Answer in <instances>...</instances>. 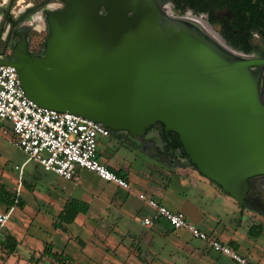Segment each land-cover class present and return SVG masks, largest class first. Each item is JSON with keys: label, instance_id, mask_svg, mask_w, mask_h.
Here are the masks:
<instances>
[{"label": "water", "instance_id": "1", "mask_svg": "<svg viewBox=\"0 0 264 264\" xmlns=\"http://www.w3.org/2000/svg\"><path fill=\"white\" fill-rule=\"evenodd\" d=\"M59 1L64 8L46 14L43 54L28 50L31 19L18 28L10 61H0L15 70L26 98L130 144L161 124L178 136L193 170L264 216V201L251 197L264 176V60L219 39L222 48L173 18L164 0ZM147 145L149 158L169 163Z\"/></svg>", "mask_w": 264, "mask_h": 264}, {"label": "rangeland", "instance_id": "2", "mask_svg": "<svg viewBox=\"0 0 264 264\" xmlns=\"http://www.w3.org/2000/svg\"><path fill=\"white\" fill-rule=\"evenodd\" d=\"M44 1L16 0L9 13L15 19ZM8 4L9 0H0L1 8H7ZM48 4L56 8L61 2L49 0ZM35 16L37 14L32 19ZM42 19L43 26L45 19ZM1 23L2 17L0 26ZM29 32L30 47L33 51H38L45 32L32 28ZM98 152L101 161L108 162L113 170L125 169L129 183L135 188L140 187V184L151 186L158 183L162 186L160 192L168 198V206L174 208L184 205L188 220L199 212L209 227L224 228V234L233 237L241 247L255 246L264 254V224L258 238L248 235L250 226L259 224L254 217L257 214L241 211L238 204L191 167L187 168L194 172L189 176L174 175L172 172L176 169L166 168L126 142L112 137L98 139ZM26 159L27 156L13 146L10 132L0 134V185L25 204L22 210L14 209L9 221L0 230V238L10 235L17 242L15 252L9 257L0 250L3 264H50L51 260L43 257L46 244L51 245L54 252L70 258L71 264H204L202 258L196 259L188 251L173 245L172 238L179 235L180 241L192 247L193 251L209 255V251L203 250L205 244L192 239L188 233L175 231L177 234H174L163 221L154 228L142 227L140 220L146 214L135 215L134 209L137 205H144L135 198L128 201L133 209L126 206L122 208L119 202L123 200L120 193L122 191L97 179L91 185L102 192L99 200L103 204L98 207V202L92 200V193L83 191L91 188L85 182L86 177L91 176L86 171H82L78 183L67 182L56 175L45 173L33 163L27 164L20 175L16 167L19 168ZM105 166L109 167L107 164ZM198 180H202L207 186ZM57 189L69 193L68 195L73 193L74 198L90 205L87 215L78 216L71 225L66 226V232L54 229L63 199L56 197L54 191ZM86 203L84 204L88 206ZM5 209L0 204V211ZM151 214L150 211L149 215ZM203 229L208 231L207 228Z\"/></svg>", "mask_w": 264, "mask_h": 264}, {"label": "built area", "instance_id": "3", "mask_svg": "<svg viewBox=\"0 0 264 264\" xmlns=\"http://www.w3.org/2000/svg\"><path fill=\"white\" fill-rule=\"evenodd\" d=\"M63 4L51 10H60ZM0 61L3 62L2 56ZM10 132L13 146L22 151L26 161L16 170L23 174L27 164L39 166L45 173L56 175L67 182H75L81 171L93 174L98 180L130 192L127 180L117 176L99 158L98 139L109 138L103 126L70 114L38 107L29 101L15 70L0 65V134ZM137 200L153 215L141 220V226L151 228L155 222H165L173 231H184L194 240L204 243L219 256L234 264H252L236 250L190 224L179 212H173L154 199L137 194ZM18 196H16L17 203ZM14 208L0 212V230L9 221ZM0 264H3L0 260Z\"/></svg>", "mask_w": 264, "mask_h": 264}, {"label": "flooded vegetation", "instance_id": "4", "mask_svg": "<svg viewBox=\"0 0 264 264\" xmlns=\"http://www.w3.org/2000/svg\"><path fill=\"white\" fill-rule=\"evenodd\" d=\"M166 7L169 8V12L173 18H184L190 16L198 18L209 27L212 33H214L218 39H221L227 46V42L233 43L237 46L243 45V41L247 40L249 45L256 51L244 54L253 59L264 60V0H164ZM49 4L40 12L31 15L27 20L20 22L16 28H11L9 23L4 25V32L1 36V42L6 45L4 55L11 59L13 55L14 46L19 42L17 36V30L23 23H27L34 15L33 22L42 21L45 19V25H32V30L44 31V39L42 40L38 51L31 49V32L27 33L28 50L33 56L40 57L45 49V43L49 36L48 26L46 24V14L48 12H56L59 10H51L47 8ZM64 8V6H63ZM61 8V9H63ZM232 8V9H230ZM1 13L2 22L6 18L7 8H3ZM60 9V10H61ZM26 12V11H25ZM23 12L22 14H24ZM20 14L17 18H13L15 21L20 18ZM43 16V17H42ZM188 17V18H190ZM202 24V23H201ZM203 25V24H202ZM203 25V26H205ZM207 28L206 26L204 27ZM208 29V28H207ZM206 29V30H207ZM13 30V31H12ZM208 31V30H207ZM13 32V35H11ZM231 48V47H230ZM236 51V50H235ZM1 56V55H0ZM3 60L4 57L2 56ZM10 61V60H9ZM147 134L149 138H145L143 142L134 141L132 144L125 141L124 135L120 136L119 141L126 142L136 151L148 156L151 153L148 148V143L153 144L156 148H159L160 154L166 155L169 163H161L158 158H152V160L161 163L166 168L177 169L178 166L187 167L189 162L185 156L182 147H176L173 145L171 137H175L174 133L165 132L163 125L157 124L151 128ZM114 135V134H113ZM157 135L160 137V141L157 139ZM111 138V134L109 135ZM115 138V135H114ZM180 152V153H179ZM151 159V158H150ZM255 186L251 189V197L255 200L264 201V176L255 178ZM262 216V215H261ZM264 217V216H263Z\"/></svg>", "mask_w": 264, "mask_h": 264}, {"label": "crops", "instance_id": "5", "mask_svg": "<svg viewBox=\"0 0 264 264\" xmlns=\"http://www.w3.org/2000/svg\"><path fill=\"white\" fill-rule=\"evenodd\" d=\"M102 162V161H101ZM103 164H107L109 165V167H111V165L108 163V162H102ZM119 170H122L124 172L127 173V171L123 168H119ZM170 171V170H169ZM171 172V171H170ZM194 171L192 170H189L188 168L187 169H179L177 168L175 171H173L172 173H174V175H185V176H189L190 174H192ZM81 173L82 171L79 173V178L78 180H80V176H81ZM88 173V172H87ZM90 174L91 176H87L86 177V180L85 182L88 184L89 187H91L90 189L88 190H83L84 193H88V194H91L92 193V200H96V202H98V207H100L101 204H103V202H100L99 198L101 197V190L100 189H95L94 187H92V183H95L97 178L91 174V173H88ZM78 180L76 183H78ZM100 181V180H99ZM200 183H202L204 186H207V184H205V182H203L202 180H198ZM92 182V183H91ZM129 182V181H128ZM130 184V183H129ZM113 186V185H112ZM131 186V191L130 192H120L121 193V197L123 196V200H119V202L121 203V207L123 208L124 206L130 208V209H133V206L132 205H129L128 204V201L130 198H135L137 200V197L136 195L141 193V194H144L152 199H154L156 202H158L159 204H161L162 206L168 208L169 210L173 211V212H179V213H182L185 217H186V213L184 211L185 209V206L184 205H181V206H178V207H174V208H171L168 206V198L166 196H163L162 193L160 192V188L162 186H160L158 183H155L154 185H151V186H148V185H145V184H140V187H136L135 186ZM107 188V186H104ZM114 187V186H113ZM116 188V187H115ZM117 189V188H116ZM220 189V188H219ZM119 190V189H118ZM121 191V190H120ZM221 191V189H220ZM91 192V193H90ZM222 192V191H221ZM56 197L59 196L60 197H63V199L61 200L62 203H61V206L59 207V212L57 213V215L61 212L64 204L71 200V199H74V200H77L79 202H82V203H86L85 201H82L81 199H76L74 198L72 195H68L69 193H65V192H60L58 191V189L56 191H54ZM223 193V192H222ZM224 194V193H223ZM225 195V194H224ZM227 196V195H226ZM84 198V197H83ZM232 200V199H231ZM234 201V200H232ZM95 202V203H96ZM138 202V201H137ZM234 203H236L234 201ZM55 204V203H54ZM88 206H87V209L89 210L90 208V205L88 203H86ZM94 203L92 202V205ZM237 204V203H236ZM235 204V205H236ZM237 206V205H236ZM238 208H240V205L237 206ZM243 207V206H241ZM6 210V209H5ZM241 211H246V209L243 207V209L241 208L240 209ZM248 211V210H247ZM1 212V211H0ZM149 212L150 210L146 207V206H138L137 205V208L134 209V213L135 215H139V214H146L143 218L145 217H151L153 215V213L151 215H149ZM88 213V211H87ZM87 215V214H86ZM255 215V214H254ZM256 217V220H258L259 224H254V225H251V226H261V228H263V224H264V217L263 216H260V215H257V216H254ZM78 218V217H77ZM76 218V219H77ZM142 218V219H143ZM187 219V218H186ZM187 221L194 225L195 227H197L198 229H200L201 231H203L204 233L208 234L209 236L219 240L220 242L226 244V245H229V244H234V248L236 250L237 253H239L241 256H243L244 258H246L250 263L252 264H264V254H262L260 252L259 249H257V247L253 246V247H248V248H243L240 246V244L233 238V237H230V236H227L225 235L224 231L225 229H220L218 227H209L207 225V222L205 221V218L202 214H200L198 212L197 215H192L191 218ZM162 221H158V222H155V224L152 226L153 228L158 226L159 224H161ZM165 223V222H164ZM140 225H141V220H140ZM168 226V225H167ZM250 226V227H251ZM151 227V228H152ZM203 228H207L208 231H205V229ZM176 232L174 231V234ZM177 234V233H176ZM259 237V236H258ZM257 237V238H258ZM179 235L178 237H174L172 238V242H173V245L179 249H182V250H185V251H188L189 254L192 256V257H195L196 259L197 258H202L203 259V262L204 264H234L233 262H231L228 258L226 257H223V256H219L217 254H214L213 252H211L207 246L205 245V247L203 248V250H207V252L209 251V255H206V254H202L201 251H193V248L188 246L187 244H184L182 241H180L179 239ZM252 238V237H251ZM256 239V238H254ZM192 249V250H191ZM228 263H226V261Z\"/></svg>", "mask_w": 264, "mask_h": 264}, {"label": "trees", "instance_id": "6", "mask_svg": "<svg viewBox=\"0 0 264 264\" xmlns=\"http://www.w3.org/2000/svg\"><path fill=\"white\" fill-rule=\"evenodd\" d=\"M15 1L16 0H9L6 18L3 19V22L1 23V26H0V41H1V36L4 32V25L6 23H9L11 25L12 29L16 28V26L20 22L27 20L31 15H33V14L39 12L40 10L44 9L46 7V5L49 3V0H45L44 2H41V3L37 4L36 6L30 8V9H27L26 12L24 14H22L18 20L15 21L9 13V11H10L11 7L14 5ZM230 9H232V8H230ZM11 35H13V32H11ZM0 43H1L0 55L3 56L6 61H9L10 58H8L4 55L6 45L3 42H0ZM227 44L232 49H234L236 51H240L244 54H249V53L256 51L255 49H253L251 47V45H249V42L247 40L243 41V43H242L243 45H241V46H237V45L230 43V42H227ZM110 134H111V137L114 138V135L111 132H110ZM171 140H172L174 146L180 147V143L178 141V136H175V137L172 136ZM99 158H100V155H99ZM187 167H191V166H189V164H188ZM108 168L113 173H115L117 176L124 178L125 180L128 181V176H127L126 172H124L122 170H113L110 167H108ZM192 169H194V168H192ZM15 201H16V196L10 195L6 191L5 187L3 185H0V204L4 205L6 207V209L13 207L14 209L22 210L25 206L24 202H22V200H20L19 197H18L17 203H15ZM240 208L243 209V207H241V206H240ZM87 211H88L87 206L84 203L79 202V201L74 200V199L67 201L64 204L61 212L57 215V220L54 223V229L66 232V226L71 225L78 216L86 215ZM171 231H173V230H171ZM261 233H262V228L259 225L251 226L249 231H248L249 237H252V238H257ZM233 245L234 244H229V246L233 250H235ZM16 248H17V242L12 236L7 235V236H3L0 238V250L3 253H5L7 255V257L11 256L15 252ZM43 257L51 260L52 263H50V264H68V263L71 264L72 263L70 258L66 257L65 255H63L61 253L59 254V253L54 252L52 246L49 244H46L44 247ZM0 260H1V258H0Z\"/></svg>", "mask_w": 264, "mask_h": 264}, {"label": "bare ground", "instance_id": "7", "mask_svg": "<svg viewBox=\"0 0 264 264\" xmlns=\"http://www.w3.org/2000/svg\"><path fill=\"white\" fill-rule=\"evenodd\" d=\"M188 17H190V16H185L181 20H183L185 22H188V23H191L192 25L196 26L197 28H199L201 30V32H203L206 36H208L216 44H218L222 48L226 49V47L224 46V44L217 38V36L214 35V33L211 32V30L205 25L204 22H202L198 18H193V17L188 18ZM35 23L38 25V27H41L40 21H38V22L36 21ZM201 23L208 28V29L206 28L208 31L204 28L205 26H203ZM226 50H228V49H226ZM232 54H235V53H232Z\"/></svg>", "mask_w": 264, "mask_h": 264}]
</instances>
